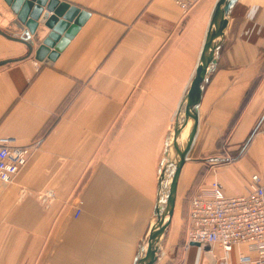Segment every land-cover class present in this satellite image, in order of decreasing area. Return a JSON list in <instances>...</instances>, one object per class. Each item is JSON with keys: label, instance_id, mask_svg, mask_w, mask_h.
Returning <instances> with one entry per match:
<instances>
[{"label": "crops", "instance_id": "0c3cea01", "mask_svg": "<svg viewBox=\"0 0 264 264\" xmlns=\"http://www.w3.org/2000/svg\"><path fill=\"white\" fill-rule=\"evenodd\" d=\"M61 1L90 15L57 58H35L40 24L30 55L0 65V136L42 137L0 184V264H134L216 0L186 14L170 0ZM227 19L153 264H238L237 247L186 242L178 199L213 179L242 194L253 173L264 187V0H237ZM0 28L25 29L4 0ZM26 52L0 35V59Z\"/></svg>", "mask_w": 264, "mask_h": 264}, {"label": "water", "instance_id": "95a60500", "mask_svg": "<svg viewBox=\"0 0 264 264\" xmlns=\"http://www.w3.org/2000/svg\"><path fill=\"white\" fill-rule=\"evenodd\" d=\"M236 1L216 0L213 6L190 85L177 111L172 140L165 152L166 161L160 171L158 194L153 210L155 220L148 232L145 244L139 248L134 264H153L157 259L161 239L173 214L179 173L187 159V153L196 132L197 110L204 83L216 63L215 54L223 40L229 12ZM4 2L16 14L17 20L25 26V29L20 34H13L0 28V35L23 43L27 52L19 58L0 59V65L30 55L35 43L31 36L36 34L40 24H43L49 31L35 49V58L50 64L90 15L87 10L61 0H4ZM190 121L191 127L184 146H178L181 133ZM169 167L173 170L172 173L170 172V182L166 184L165 172Z\"/></svg>", "mask_w": 264, "mask_h": 264}, {"label": "built area", "instance_id": "2783aa9c", "mask_svg": "<svg viewBox=\"0 0 264 264\" xmlns=\"http://www.w3.org/2000/svg\"><path fill=\"white\" fill-rule=\"evenodd\" d=\"M170 1L186 14L200 0ZM257 131L264 134V121ZM41 141L42 137H37L27 145H17L14 137L0 136L1 185L13 182ZM43 197L45 200L46 195ZM185 238L187 243L218 244L225 252L237 247L238 264H264V187L260 175L251 174L245 191L238 195H226L215 179L196 188L188 199Z\"/></svg>", "mask_w": 264, "mask_h": 264}, {"label": "rangeland", "instance_id": "374dc122", "mask_svg": "<svg viewBox=\"0 0 264 264\" xmlns=\"http://www.w3.org/2000/svg\"><path fill=\"white\" fill-rule=\"evenodd\" d=\"M187 161V160H186ZM185 161V162H186ZM172 166V165H171ZM168 171H169V173H167L168 175L166 176V178L165 179H167L168 181H165L166 182V184H168V182H170V179H171V174H170V172L172 173V169H171V167H169L168 168ZM189 196L190 195H187V196H185V197H181V198H179L178 199V202H177V212L179 211V208L181 207L182 209H181V212H182V214H183V218H185L184 216H185V213H186V208H187V206H188V199H189ZM143 244H145V243H143Z\"/></svg>", "mask_w": 264, "mask_h": 264}, {"label": "bare ground", "instance_id": "6f19581e", "mask_svg": "<svg viewBox=\"0 0 264 264\" xmlns=\"http://www.w3.org/2000/svg\"><path fill=\"white\" fill-rule=\"evenodd\" d=\"M190 124V123H189ZM187 135L188 134H182V138L181 139H179L178 140V146H182V145H184V143H185V141H186V137H187ZM173 170V169H172ZM166 181H168L167 179H166Z\"/></svg>", "mask_w": 264, "mask_h": 264}]
</instances>
